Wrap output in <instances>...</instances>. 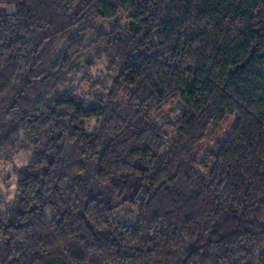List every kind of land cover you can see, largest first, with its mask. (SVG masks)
I'll list each match as a JSON object with an SVG mask.
<instances>
[{"label":"clouds","instance_id":"clouds-1","mask_svg":"<svg viewBox=\"0 0 264 264\" xmlns=\"http://www.w3.org/2000/svg\"><path fill=\"white\" fill-rule=\"evenodd\" d=\"M113 2L42 0L28 27L0 30V264H186L184 248L204 239L214 210L233 208L251 223L223 243L214 264H264V167H238L252 147L264 161V103L257 99L264 93L233 94L227 107H218L215 93L199 105L177 94L192 79L188 66L195 70L201 59L202 40L187 34L204 29L207 16L181 26L177 53L153 47L159 64L132 72L128 54L164 39L157 28L166 8L159 0L147 10L134 0ZM225 6L233 13L231 36L259 49L264 0ZM0 8L16 4L0 0ZM144 17L147 25L136 32ZM226 137L236 156L221 165L214 153ZM153 173L174 177L172 187L154 189ZM179 191L183 199L170 198ZM166 204L168 215L154 219L153 210ZM186 208L195 217L185 224Z\"/></svg>","mask_w":264,"mask_h":264},{"label":"trees","instance_id":"trees-1","mask_svg":"<svg viewBox=\"0 0 264 264\" xmlns=\"http://www.w3.org/2000/svg\"><path fill=\"white\" fill-rule=\"evenodd\" d=\"M11 2L16 4V8L13 11L0 8V30L13 27H28L29 21L32 19L33 5L42 2V0H11ZM149 2L150 0H134V3L142 5L145 10H147ZM159 2L165 5L166 14L160 17L157 34L163 36L164 39L159 40L157 45H153L149 40L147 48H142L139 51L128 54L126 63L132 72L139 74L145 68L159 64V55L150 50L153 47L167 44L171 52L177 53L183 43L181 38L184 33L181 32V26L193 20V18L207 16L211 19L204 21L206 25L204 29L187 34L189 38L202 40V49L198 53L201 59L196 65L195 70H193L191 65L188 66V71L192 73V79L184 81L185 86L179 89L177 94L181 97L186 96L191 98L196 105H199L201 98L206 99L215 93L216 97L219 98L218 107L219 105L227 107L235 98L233 94L241 98H247L250 92L253 95L264 93V42L261 43L259 49L253 51L254 45H249L243 39H234L231 36L229 25L232 21L227 18L233 13L232 9L225 6L226 0H159ZM101 4L103 7H115L113 0H101ZM129 15L134 16L136 14L129 13ZM147 23L148 17H144L139 23L134 25L135 31L139 32ZM207 25H211V27H207ZM101 34H104L103 31ZM78 37L79 33L74 32L71 39L75 41ZM173 38L176 42L169 43ZM15 39H20L19 32ZM120 39L123 40L124 38L120 37ZM0 47H3V45H0ZM63 55L66 58L67 53ZM59 58L60 54L58 53L57 59ZM169 67L167 62H164V68L168 69ZM254 73H260V75H255ZM0 77H4L3 72H0ZM62 97L63 94L57 99L59 100ZM257 99L261 103H264V94L257 95ZM36 103H40L39 97ZM87 107L91 108L90 111L93 113L99 111V109H95L97 106L88 105ZM168 123L172 124L173 122L168 121ZM141 134H143V130H141ZM227 139L228 137L219 146V149H222V151L218 150L214 153L217 157L216 162L221 165L227 162L226 158L235 159L236 156V148ZM253 142L254 138L248 147H252ZM133 150L141 151L143 149L141 146H135ZM247 150L248 148L246 147L245 151ZM256 152L257 149L252 147V152L250 153L252 158L246 161L245 164L238 165V167H244L245 171L249 167L254 170L264 167V161L256 155ZM229 166L232 167V165ZM165 171L167 170L165 169ZM148 179L149 182H154L152 187L158 190L166 183L168 187H172L170 182L174 177H168V180L165 181L159 178L157 173H153ZM167 190V188H164V191ZM140 191L141 188H136L132 195L126 197V199L131 202ZM199 194V191L196 190L193 192V197H198ZM98 195L100 194L93 192L91 198L97 199ZM153 195H155V192H153ZM183 197L184 193L182 191L170 194L171 199H183ZM105 203L111 206L110 199L105 201ZM169 211H171V207L166 204L155 208L152 216L154 219H160L162 216H167ZM214 211L216 217L215 223L210 221L205 226L204 239L201 240L197 236L196 240L191 241L184 248L183 257L186 264H200L202 259L203 264H214V257L220 255L223 243H227L239 235L246 234L245 229L251 223V219L244 216L243 212L237 215L239 209L233 208L231 211L224 212L223 215H221L222 210L220 209ZM194 217L195 212L189 208H186L183 212V222L185 224L190 223ZM121 223L132 231L137 230L131 221H122ZM205 251L211 252L213 255L205 257Z\"/></svg>","mask_w":264,"mask_h":264},{"label":"rangeland","instance_id":"rangeland-1","mask_svg":"<svg viewBox=\"0 0 264 264\" xmlns=\"http://www.w3.org/2000/svg\"><path fill=\"white\" fill-rule=\"evenodd\" d=\"M7 11H13V9H6ZM236 122L235 121H233V124H235ZM228 135H230V133L228 134ZM227 138V137H226ZM226 138H225V140H226ZM225 140H223L222 142L221 141H218L217 143H218V145L220 146Z\"/></svg>","mask_w":264,"mask_h":264}]
</instances>
